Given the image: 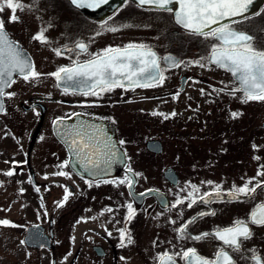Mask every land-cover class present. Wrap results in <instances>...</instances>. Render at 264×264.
Here are the masks:
<instances>
[{
    "label": "flooded vegetation",
    "instance_id": "obj_1",
    "mask_svg": "<svg viewBox=\"0 0 264 264\" xmlns=\"http://www.w3.org/2000/svg\"><path fill=\"white\" fill-rule=\"evenodd\" d=\"M22 2L35 6L31 11H17L20 22L7 23L11 15L7 8L0 15L5 19L9 39L18 42L22 55L33 63L37 72L52 73L61 66L82 63L108 46H124L129 42L149 46L158 57L171 55L184 61L179 67H169L161 59L166 77L163 85L134 90L116 88L99 97L85 96L87 88L83 84L58 82L50 75L25 81L14 73L15 82L5 92L15 95L3 98L5 112L0 114V125L15 148L0 149V152H13L6 157L9 164L0 165V184L12 188L13 196L5 199L6 205L10 208L15 200L24 222L20 224L16 218L3 213L0 219H9L18 225L14 228L20 230L17 234L25 241L22 245L28 251L24 258L27 264H61L63 259L66 264H158V254H174L189 247L196 248L204 257H214L222 246L214 236L194 241L181 238L177 229L191 217L210 209L216 214L200 217L188 233L193 236L212 233L232 225L235 220H247L249 213L264 203V188L257 190L253 199L234 201L226 197L211 204L197 203L192 208L187 207L188 200L177 207L172 205L189 193L198 199L216 184L226 192L234 184L240 186L256 176L259 165L264 164V102L242 103L243 93L229 95L227 88L239 87V83L230 72L215 65H211L215 67V84L210 83L203 75L206 66L191 61L206 57L217 41L190 36L173 22L171 14L147 7L139 9L135 4L124 7L123 0L117 5L108 0L96 8H76L69 0ZM256 12L261 14L251 16ZM248 15L250 19L233 27L254 34L257 37L254 46L264 49L261 31L264 0H253ZM48 25H51L46 32L49 43L32 39L40 27ZM111 27L119 30L108 31ZM77 42L86 43L88 51L62 56L53 51L65 46L74 48ZM220 88L226 90L215 91ZM153 112H175L176 115L164 119L152 115ZM231 112L242 115L233 119ZM66 118L85 119L89 136L104 141L105 148L89 152H108V149L126 152L124 164L112 175L96 178L80 173L70 164L61 168L69 156L54 133V122ZM208 135H215V166L211 167L199 164L201 158L195 153L204 150L194 139ZM120 140L126 143L120 145ZM171 140L180 144H173L174 152H164ZM13 161L18 162L16 174L8 177L4 173L14 167ZM129 167L142 173L132 177L131 189L118 183ZM59 171L68 172L70 178L54 175ZM258 179L264 180V176ZM103 180L116 183H103ZM86 181H91L92 186ZM97 181H101L98 186ZM207 181L214 183L209 185ZM191 185L197 186L198 192ZM36 187L40 188L39 192ZM65 188L72 195L63 207H58ZM147 189L154 191L141 197L139 193ZM129 203L136 210L131 221L126 220ZM106 208L113 211H104ZM30 225L39 226L27 234ZM249 227L252 238L242 242V249H255L264 257V226L250 224ZM120 228L129 231L131 244L125 239V246L121 247ZM61 235L80 239L77 244L61 249ZM226 250L236 258L237 264H251L246 258H240L242 253ZM176 264L184 261L177 257Z\"/></svg>",
    "mask_w": 264,
    "mask_h": 264
},
{
    "label": "snow or ice",
    "instance_id": "obj_2",
    "mask_svg": "<svg viewBox=\"0 0 264 264\" xmlns=\"http://www.w3.org/2000/svg\"><path fill=\"white\" fill-rule=\"evenodd\" d=\"M252 2L253 0H123V6L135 4L139 9L147 7L171 14L173 22L190 36L216 40L217 43L212 44L206 57L198 58L191 61V63L198 64L201 67L215 65L230 72L235 81L239 83V87L227 88L228 94L235 96L237 92H241L243 93L241 102L247 103L250 101L264 102V49L254 46L257 39L254 34L238 31L233 25L240 23L242 20L250 19L248 10ZM69 3L76 8H96L108 3V0H69ZM176 5H179V7L175 8ZM34 6L32 3L25 4L22 0H0V14L7 8L11 12L7 23H17L20 22L19 17L16 15L17 11L23 12L25 9L31 11ZM260 14L259 12L251 13V16H259ZM49 27L51 25L40 27L32 39L41 44L49 43L50 38L46 35ZM107 30L117 32L119 28L111 27ZM261 31L264 32V29H261ZM96 35H100V33H96ZM17 43L9 39L5 19L0 15V114L5 112L3 98L15 95L12 92H5V89L15 82L12 78L14 73H18L25 81H33L44 75H50L55 77L58 82L72 81L76 84H83L87 88L83 93L85 96L99 97L103 93L113 91L116 88L134 90L135 88L163 85L166 77L164 70L161 68V59L167 61L169 67H179L184 63V61L177 60L171 55L158 57L157 53L145 44L129 42L124 46H108L100 52L92 54L90 59L82 63L77 61L71 66H61L55 72L43 74L35 71L33 63L22 55V50L18 48ZM53 51L57 56L72 52L83 54L88 51V45L84 42H77L74 48L65 46L64 48H54ZM67 90L65 88V91ZM225 90L226 88L215 89L217 92H224ZM200 91L202 94L204 93V89ZM174 95L178 96L179 93ZM152 115H160L164 119H169L170 116L174 117L176 113L153 112ZM230 115L235 119L242 113L231 112ZM56 123H62V120L54 122V124ZM62 135L68 144L69 150L76 157H80L85 149L91 147L89 143L85 142V137L89 139L92 137L82 129H69L64 131ZM125 143L124 140L119 141L120 145ZM108 155L110 159H115L112 149H108ZM124 155L126 156V152ZM253 159L258 160L259 157H253ZM88 160L93 169L98 167L95 161L90 158ZM12 163L14 167L4 173L8 177L16 174L18 162L13 161ZM24 163H27V161H24ZM69 163V160H64L60 167H67ZM54 175L70 178V174L65 171L56 172ZM141 175L142 173L134 172L129 167L125 177L120 179L118 183L126 184L131 189L134 186L132 177ZM262 176H264V164L259 165L256 176L248 178L240 186L234 184L231 189L225 192L219 184H216L211 191L204 193L198 199L192 193H189V196L185 197L184 200L177 199L172 207L184 204L185 200H188L187 207L192 208L197 203L211 204L216 199L224 201L226 197L234 201H240L244 198L253 199L257 190L264 188V180L258 179ZM29 182H32L31 177H29ZM100 182L97 181V186ZM102 182L116 183L112 180H103ZM86 183L89 187L92 186L91 181H86ZM206 183L212 185L214 182L207 181ZM191 187L194 192H198L197 186L191 185ZM35 190L39 192L40 188L36 187ZM20 191L23 192L24 189H20ZM152 191L154 190L147 189L139 195L143 197ZM71 195L72 193L65 188V194L57 202V206L63 207ZM127 209L126 220L131 221L136 210L131 203L127 205ZM104 211L112 212L113 209L106 208ZM215 214V210L211 209L208 212H201L197 216L191 217L177 229L181 234V238L194 241L202 240L209 235L214 236L222 244L214 257H204L198 253L196 248L189 247L174 254L168 252L158 254L156 258L158 264H176L177 257L183 260L184 264H237L236 258L226 249H231L232 253H242L240 258H246L251 264H262L264 257L259 255L255 249L243 250L242 242L252 238L250 224L264 226V203L257 205L249 213L247 220H235L232 225L217 229L212 233L203 232L194 236L188 233L189 227L196 223L200 217ZM171 222L175 223V221ZM0 227H18V225H15L9 219H0ZM118 231L121 247L125 246V239H127L128 244L132 243L131 235L126 228H120ZM108 235L111 236V232H108ZM20 243L24 244L25 241ZM245 253L247 254L246 257Z\"/></svg>",
    "mask_w": 264,
    "mask_h": 264
},
{
    "label": "rangeland",
    "instance_id": "obj_3",
    "mask_svg": "<svg viewBox=\"0 0 264 264\" xmlns=\"http://www.w3.org/2000/svg\"><path fill=\"white\" fill-rule=\"evenodd\" d=\"M206 69V70H205ZM203 75L209 78V82L215 84V67L208 65L204 68ZM215 120V119H214ZM194 141L203 148V152H195L198 154V157L201 158L199 164L204 166L211 167L215 166V135L204 136L202 138H195ZM169 146L164 152H174L173 144H180L174 140L169 141ZM14 142L12 139L8 138L3 127L0 125V149L11 150L14 149ZM207 145V146H204ZM13 152H0V165L9 164L6 160L7 155L12 154ZM210 170V169H209ZM13 196V190L7 185L0 184V213L4 215H11L15 221L22 224L24 219L20 211L19 206L16 204L15 200L12 201L10 205H6V201L9 197ZM6 199V201H5ZM5 201V202H4ZM19 209V210H18ZM20 230L14 227L9 228H0V264H27L24 258L27 257L28 251L20 243ZM80 237L76 236H63L60 237V248H66L69 245H75L78 243ZM7 250L6 252L4 250ZM32 262L35 259L31 260ZM31 262V263H32ZM66 260L63 259L61 264H66ZM33 264V263H32Z\"/></svg>",
    "mask_w": 264,
    "mask_h": 264
},
{
    "label": "water",
    "instance_id": "obj_4",
    "mask_svg": "<svg viewBox=\"0 0 264 264\" xmlns=\"http://www.w3.org/2000/svg\"><path fill=\"white\" fill-rule=\"evenodd\" d=\"M118 3H121V0H113L111 4L117 5ZM60 120H62V123L54 124V133L68 150V160L70 161L69 164L75 170L89 177H108L112 175L114 171H116V168L118 166L124 164L125 159L122 152H113L115 159H110L108 152H89L91 150L105 148L103 146V140L96 138L93 139V137L91 139L85 137V142L89 143L91 147L85 149L80 157L74 156L73 153L69 150L68 144L65 142V138L62 133L69 129H82L84 132L88 133V131L85 130V128L88 126V123L87 121H85V119L82 118H66ZM88 158H90L92 161H95V164L98 165V167L93 169V166L91 163H89ZM38 226L39 225L28 226L27 234L30 233V230L38 228Z\"/></svg>",
    "mask_w": 264,
    "mask_h": 264
}]
</instances>
